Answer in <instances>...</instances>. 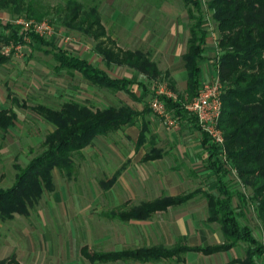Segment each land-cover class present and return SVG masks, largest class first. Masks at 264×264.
<instances>
[{
    "label": "trees",
    "instance_id": "trees-1",
    "mask_svg": "<svg viewBox=\"0 0 264 264\" xmlns=\"http://www.w3.org/2000/svg\"><path fill=\"white\" fill-rule=\"evenodd\" d=\"M181 1L187 8L189 20L192 21L188 28L187 50L181 57L187 74L186 87L183 93H179L175 89V83L170 80L169 88L176 95V99L159 97L179 124L188 119L196 122L184 110V104L195 97L201 86L198 61L203 58V47L208 37L204 29L205 12L200 1ZM2 10L18 15L25 14V19L35 22H41L44 17V14L36 12L31 4L26 5L23 0H0V11ZM205 11L209 13L219 35L216 65L218 80L224 85L219 128L225 140L227 162L236 173L240 184L250 189L251 195L248 198L241 193L236 194L244 205L246 202L252 203L264 231V0H207ZM62 12L65 13L63 24L96 42L95 50L107 66L126 67L144 75L149 81L163 76L148 54L139 50L117 48L114 41L107 36L97 7L83 8L77 1L68 0L64 7H58L57 16ZM29 37L32 42L44 43L43 39L34 34H29ZM0 39L5 45L11 40L17 44L24 43L16 29H12L9 38ZM53 57L59 63L60 70L65 69L70 75L79 73L94 86L112 92L124 91L136 99L130 91L133 81L125 78L112 79L87 60L63 51H57ZM7 60L8 57L0 55V66ZM21 107L31 110L51 124L53 129L44 137L40 145L41 151L24 167L13 165L16 174L11 186L0 188V221L11 220L14 215L28 217L43 195L54 191L53 171L57 170L69 177L74 169V155L90 147L97 137L106 136L123 127L134 126L140 116V113L128 105L92 109L72 100L66 101L59 108L41 104L30 107L23 104ZM144 112L150 110L145 108ZM15 120L16 116L11 110L1 109L0 132L7 133L14 127ZM197 127L200 131L198 125ZM144 129L145 126L142 127V134ZM201 133L203 143L207 145L208 166L217 178V193L205 195L207 221L220 226L226 242L207 247H152L121 252H92L84 246L81 248L84 258L91 263L128 259L142 262L171 260L179 259L186 252L212 255L228 251L238 243H245L248 245L246 259L233 263L256 264L261 260L264 244L253 236L248 225L241 222L243 214L233 204L234 194L221 179L227 176L228 170L222 168L224 163L219 159L218 148L211 145L208 137ZM149 158L150 156L145 159ZM116 176L117 174L108 183H113ZM194 195L195 192L178 197L164 196L125 211L112 213V217L122 222L147 220L156 212L186 203Z\"/></svg>",
    "mask_w": 264,
    "mask_h": 264
},
{
    "label": "rangeland",
    "instance_id": "rangeland-1",
    "mask_svg": "<svg viewBox=\"0 0 264 264\" xmlns=\"http://www.w3.org/2000/svg\"><path fill=\"white\" fill-rule=\"evenodd\" d=\"M67 1L23 0L26 5L31 4L36 12L44 14L41 21L48 23L53 31L50 38L39 37L44 40V43L32 42L26 31H23L16 24L18 20L27 18L25 14H13L8 10L0 11V37L9 38L12 29H16L17 35L22 36L24 42L23 44L20 43L19 50L10 54L7 62L0 66V110L9 109L16 116L14 127L5 134L0 132V188H7L12 184L16 174L13 165L17 164L24 167L35 154L41 151L40 145L44 137L53 129L51 124L42 120L31 110L22 108L21 105L24 104L30 107L41 104L51 108H59L66 101L72 100L92 109H103L110 106L119 107L128 104L138 106L139 104L141 108L150 110V101L159 85V87L162 86L172 93L169 88V81L172 80L176 84L175 89L177 92L183 93L185 89L184 83H181L184 80L181 78L182 73H184L181 57L187 50L188 28L192 21L189 20L187 8L181 0H75L83 8L97 7L107 36L114 41L117 48L142 51L156 62L162 73H168L167 77L163 75L153 81L138 76L137 73L125 67L114 65L107 67L95 50L96 42L77 31L68 29L63 24L64 12L58 15L59 17L57 16L58 7H64ZM199 1L205 12L206 23L204 29L209 35L206 40L204 58L205 60L214 61L215 58L213 57L219 56L217 47L219 35L216 25L210 20L209 13L205 11L207 0ZM11 44L17 43L11 40L6 45ZM4 47L5 44L0 41V55L2 56ZM214 48L217 49L218 55H215L216 50ZM57 51H63L81 58L86 57L92 65L106 72L111 78L127 77L133 79L136 84L130 88V91L135 96L140 97V102L123 92H112L89 84L79 74L73 73V76H70L65 69L56 72L55 67L59 63L53 59V56ZM148 115L159 122L161 133L176 132L181 128L180 124L176 128H167L151 110L145 113V117H142L141 121L145 123ZM136 123H138V126L137 124L134 126L140 130L143 126H141L139 119ZM115 140L119 142L116 133L111 134L108 138H101V141L108 142L106 144L110 146L114 145ZM73 161L74 171L72 174L67 177L64 174L55 172V191L45 193L34 211L31 212V216L23 220L26 228L31 230L30 236L35 240H39L40 235L46 233L43 229L47 227L45 222L38 219L39 212L46 215L50 208L57 207L62 211V208L66 206L64 201H61L58 205L56 204L54 199L56 193L63 198L75 199L78 204L82 203L81 200L85 203L80 207L83 208V211L78 212L75 219L64 217L65 228L69 225L68 222L71 221L70 224L76 229V234L82 233L88 229L89 221L93 219V214L90 213L89 216V207L86 205L92 193V190L88 189V183H93L95 179L108 180L112 175L111 172L115 170V166L108 162L109 166L106 168L93 169L89 165L91 158L87 152H85L84 158L75 155ZM222 168L228 170L227 176H223L221 179L234 194L233 204L236 210L243 214L241 222L248 225L252 229L253 236L264 244V231L261 228V222L257 219L254 206L250 202H246L244 205L236 194L241 193L248 198L251 195L250 189L240 184L236 173L233 172L228 162L227 164L224 163ZM200 173L201 175L198 177L189 175L191 188H204V191L216 194L217 178L205 174L203 170H200ZM115 193L118 195V192ZM111 196L114 198L115 195L107 197L111 198ZM97 197L102 196L97 195ZM196 198L191 204L192 207L190 205L188 209H194L200 221L203 222L202 224H208L206 222V217H208L206 197L198 194ZM109 225L111 227V224ZM42 226H44L43 229L40 228ZM208 226L211 229L209 245L226 242L218 224L209 223ZM44 238L48 241L46 235ZM87 240L76 235L75 250H73L75 254L79 248L87 243ZM51 241L49 237L48 243ZM189 242L188 239H176V244L179 245H186ZM66 245L69 244L66 243ZM70 246L72 248V242ZM247 248V244L238 243L235 249L227 253L210 256L204 261L221 264L233 257H240L245 260ZM194 256L199 255L187 253L181 259L185 258L188 261L189 258ZM166 262L164 263L173 264Z\"/></svg>",
    "mask_w": 264,
    "mask_h": 264
},
{
    "label": "crops",
    "instance_id": "crops-1",
    "mask_svg": "<svg viewBox=\"0 0 264 264\" xmlns=\"http://www.w3.org/2000/svg\"><path fill=\"white\" fill-rule=\"evenodd\" d=\"M205 45L206 41L203 47V58L198 61L201 84L218 79L216 65L218 57L214 56V61L205 60ZM214 49L216 50L215 55H218L217 49ZM82 59L88 61L86 57H82ZM92 66L95 67L94 65ZM55 69L56 72L61 71L58 65ZM132 71L137 73L138 76L146 78L144 75L134 70ZM183 72L181 78L184 80L181 83H184L185 88L187 74L185 70ZM67 74L70 75L69 73ZM165 74L168 76V73H162V75ZM70 76H73V74ZM123 78L131 80L136 84L133 79L127 77L112 79L121 80ZM118 92H123L128 96L124 91ZM135 98L134 100L140 102V97L135 96ZM128 106L140 113L137 120L139 119L141 126H145L143 134L141 133L142 128L139 130L136 126L123 127L106 136L95 138L92 145L88 149L86 148L87 151L84 149L76 155L84 158L85 152L90 154L91 161L89 165L93 169L106 168L109 166L108 162H111L115 166V170L111 172L112 175L108 180L95 179L93 183H88V189L92 190V193L86 205L89 207V216L90 213L93 214V219L89 221L88 229L76 234V229L70 224L71 221H69L70 219H75L78 212L83 211V208L80 207L85 205V203L81 200L82 203L78 204L75 199L71 200L60 197L55 192L57 194L54 197L56 204L58 205V203L64 201L66 206L62 208V211L57 207L50 208V211H47L48 214L46 215L39 212L38 219L47 224V227H40L42 229L44 227L43 231L46 233H42L39 240L33 239L30 236L31 230L24 225L23 220L28 219L31 214L28 217L14 215L11 220L0 221V263L8 261L9 264H165L164 262L167 261L173 264H220L204 260H207L210 256L227 253L236 248L234 246L228 251L212 255H204L192 251L181 254L182 256L187 253L199 255L189 258L188 261L185 258L181 259L182 256H180L179 259L159 261L142 262L128 259L107 263H91L82 256L81 248L84 246H87L92 252H121L152 247L170 249L177 246L207 247L222 244L220 242L213 245L208 244L210 239L209 233L211 231L210 225L208 226V217H206L208 224H202L203 222L200 221L196 211L188 209L197 199L198 194L204 197L206 194H213L204 191V188L192 189V186L189 185V175L198 177L201 175L200 170H203L205 174L216 177L215 172L208 166L207 145L203 143V135L199 131L196 122L188 119L180 123V130L161 133L159 122L151 116L148 115L145 123L141 121L142 117H145L144 108H141L139 104L138 106L128 104ZM136 124L138 126V123ZM114 133L119 138V142L115 140L114 145L112 142V146H110L106 144L108 142L101 141V138H108V136ZM148 156L150 158L146 160L145 158ZM55 172L58 171H53V180L55 179ZM116 174L114 182L108 183ZM115 192H118V195ZM193 192H195V195L186 203L169 207L162 212H156L147 220L122 222L112 217V213L137 207L144 202L153 201L164 196H184ZM113 194L115 195L113 196L114 198L112 196L111 198L107 197ZM97 195L102 197H97ZM64 217L70 218L68 220L70 226L68 225L66 228ZM109 224H111V227ZM44 234L48 238V241L49 237L52 241L48 243L44 238ZM76 235L88 239L87 243L77 250V255L73 251L75 250ZM176 239H188L190 244H176ZM66 243L69 245H66ZM228 260L221 264H241L238 262L233 263V261H241L242 259L240 257H233ZM256 264H264V255Z\"/></svg>",
    "mask_w": 264,
    "mask_h": 264
},
{
    "label": "built area",
    "instance_id": "built-area-1",
    "mask_svg": "<svg viewBox=\"0 0 264 264\" xmlns=\"http://www.w3.org/2000/svg\"><path fill=\"white\" fill-rule=\"evenodd\" d=\"M16 24L23 31H26L28 36L29 34H34L37 37L50 38L53 34L50 25L45 21L35 22L23 18L18 20ZM19 47L20 44L5 45L2 54L5 57H9L14 51L19 50ZM159 86L150 101L149 108L167 128H176L179 121L167 110L165 102L159 98L160 96H164L168 99H176V95ZM222 92L223 86L218 79L204 82L201 84L195 97L184 104V110L195 118L200 131L208 137L209 143L218 148L219 159L227 164L224 147L225 140L219 128L222 110Z\"/></svg>",
    "mask_w": 264,
    "mask_h": 264
}]
</instances>
